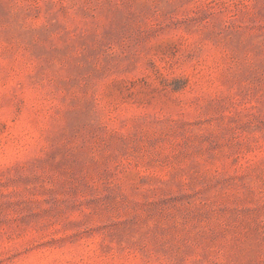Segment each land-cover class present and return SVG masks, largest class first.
<instances>
[{
    "label": "rangeland",
    "instance_id": "374dc122",
    "mask_svg": "<svg viewBox=\"0 0 264 264\" xmlns=\"http://www.w3.org/2000/svg\"><path fill=\"white\" fill-rule=\"evenodd\" d=\"M0 264H264V0H0Z\"/></svg>",
    "mask_w": 264,
    "mask_h": 264
}]
</instances>
